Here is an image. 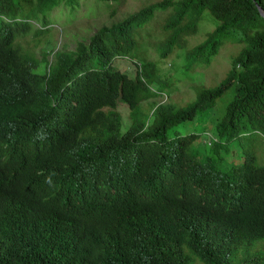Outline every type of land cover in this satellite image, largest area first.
Masks as SVG:
<instances>
[{
    "label": "trees",
    "instance_id": "obj_1",
    "mask_svg": "<svg viewBox=\"0 0 264 264\" xmlns=\"http://www.w3.org/2000/svg\"><path fill=\"white\" fill-rule=\"evenodd\" d=\"M86 1L0 0V264H264V148L242 145L264 137V0H152L54 48L53 16ZM91 1L114 13L120 0ZM204 11L214 25L187 44ZM229 33L239 46L216 83L183 104L152 99L167 91L144 47L207 63ZM98 140L70 188L68 163L88 164ZM231 142L240 156L222 161Z\"/></svg>",
    "mask_w": 264,
    "mask_h": 264
},
{
    "label": "rangeland",
    "instance_id": "obj_2",
    "mask_svg": "<svg viewBox=\"0 0 264 264\" xmlns=\"http://www.w3.org/2000/svg\"><path fill=\"white\" fill-rule=\"evenodd\" d=\"M149 1L152 0H120L118 3L111 4L115 6L116 10L114 13H110L109 9L105 7L104 4L95 5L91 0H88V2L86 1V5L81 3L79 11L75 13L74 16L70 15L65 18V15L59 12L57 17L53 16V20L49 24V32H52L51 37L55 43L54 48L59 47L63 42L66 47L71 48L76 38L84 37L87 34L92 33L95 28L102 23H108L110 20L120 19L128 12L136 10L138 7ZM203 14L206 15L203 16L198 25L199 31L196 32L195 35H190L187 38V44L197 42L200 39V35L214 25L215 20L206 11H204ZM161 15L162 14L160 13V17L157 16L159 20L161 19ZM63 23H66V27H64ZM34 24L37 25V23ZM157 24L158 21L154 22L152 20L147 26L148 39L151 41L154 40V35L158 33L159 29ZM236 36L237 34L235 33H229L224 36L219 49H217V53L214 54L213 59L207 63L200 62L199 60L191 62L189 58L185 56V53L182 54V52H180V54L176 55V50L167 56L159 57L152 45L144 47L143 53H139L148 59H152L156 66L158 77L161 79L165 78L163 80H165V89L167 93L162 92L161 96L157 95L152 99L156 102L171 101L176 104H183L193 98L196 89L195 87L197 85H211L216 83L226 72L227 67L230 64L232 52H234L239 46V41ZM27 38L28 34L19 37L18 40L24 42ZM140 49H142L141 46ZM114 64L127 75L132 76L134 74L135 64L129 58L124 56L117 57L114 59ZM220 103L221 99L217 98L214 106L217 108ZM116 109L121 115L123 127L125 122H127V106L125 103L118 101ZM206 112L207 111L202 112V118L195 119L197 126H201L208 119L209 116ZM209 114L210 116H214L211 113ZM209 123L210 121L207 120L205 126L209 125ZM183 128L185 130L193 129V124L186 122L183 123L182 126H178V129L181 131H183ZM242 145H248L250 147L254 145L256 150L262 147L264 148V137L260 134H255L254 138L250 139L248 136L247 138L242 139ZM205 148L207 147L205 146ZM240 148L241 145L236 142L229 143L227 153L222 154V161L226 160L228 153L240 156ZM212 160L217 162V155H214Z\"/></svg>",
    "mask_w": 264,
    "mask_h": 264
},
{
    "label": "clouds",
    "instance_id": "obj_3",
    "mask_svg": "<svg viewBox=\"0 0 264 264\" xmlns=\"http://www.w3.org/2000/svg\"><path fill=\"white\" fill-rule=\"evenodd\" d=\"M116 105H117V102H116ZM116 108V107H115ZM128 110V109H127ZM119 112V111H118ZM120 114V113H119ZM120 118H121V115H120ZM122 118H121V130H123V127H122ZM126 123V122H125ZM125 125V124H124ZM195 132L193 129H189V130H185L183 128V133L185 134H188L189 132ZM200 136L197 138L199 140L204 141L205 144H209V142L211 140H213V136L211 134H207L205 137H204V133L205 131H201V132H197ZM88 138H89V135H88ZM203 142V143H204ZM103 150V146L102 144L100 143V141L98 140L97 142H95L94 144H88V164H77V163H74V162H70L68 163L69 167H68V177H67V184L68 186L71 188L72 187V184H73V181H74V177L79 174L80 172L82 171H86V170H90V168L92 167V165L98 160V156L100 154V152ZM192 159L194 160V162L196 163L195 161V157H192ZM197 165V164H196ZM198 167V165H197ZM9 204V203H8ZM7 204V205H8ZM6 205V206H7ZM67 205L69 206L70 209H74L76 210L79 214H80V211L76 209L75 207V204H74V199H71L67 202ZM81 215V214H80ZM35 242L38 246H42L43 244V241L41 238L37 237L35 238ZM100 242H98L96 239L92 240V241H88V252L93 249L94 247H96L97 245H99ZM89 264V262H88Z\"/></svg>",
    "mask_w": 264,
    "mask_h": 264
},
{
    "label": "water",
    "instance_id": "obj_4",
    "mask_svg": "<svg viewBox=\"0 0 264 264\" xmlns=\"http://www.w3.org/2000/svg\"><path fill=\"white\" fill-rule=\"evenodd\" d=\"M257 9H258V11H259V13H260L261 15H264V12L261 10V8H260L259 6H257Z\"/></svg>",
    "mask_w": 264,
    "mask_h": 264
},
{
    "label": "bare ground",
    "instance_id": "obj_5",
    "mask_svg": "<svg viewBox=\"0 0 264 264\" xmlns=\"http://www.w3.org/2000/svg\"><path fill=\"white\" fill-rule=\"evenodd\" d=\"M93 191V190H92ZM90 192V191H89ZM94 192V191H93ZM93 192H91V193H93ZM90 195V194H89ZM92 195H96V194H92ZM90 197V196H89ZM93 197V196H92ZM89 199H96V198H89ZM93 202V201H92Z\"/></svg>",
    "mask_w": 264,
    "mask_h": 264
}]
</instances>
